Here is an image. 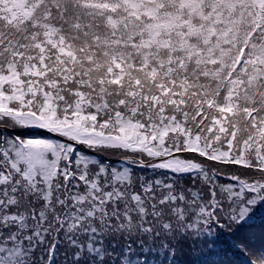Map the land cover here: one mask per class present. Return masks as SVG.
Instances as JSON below:
<instances>
[{"label": "snow or ice", "instance_id": "obj_1", "mask_svg": "<svg viewBox=\"0 0 264 264\" xmlns=\"http://www.w3.org/2000/svg\"><path fill=\"white\" fill-rule=\"evenodd\" d=\"M0 264H264V0H0Z\"/></svg>", "mask_w": 264, "mask_h": 264}]
</instances>
